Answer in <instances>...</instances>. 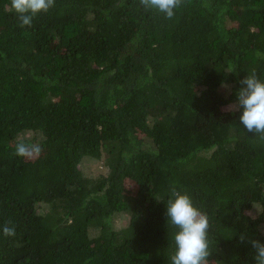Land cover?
<instances>
[{
	"label": "trees",
	"instance_id": "16d2710c",
	"mask_svg": "<svg viewBox=\"0 0 264 264\" xmlns=\"http://www.w3.org/2000/svg\"><path fill=\"white\" fill-rule=\"evenodd\" d=\"M0 264H264V0H0Z\"/></svg>",
	"mask_w": 264,
	"mask_h": 264
},
{
	"label": "rangeland",
	"instance_id": "374dc122",
	"mask_svg": "<svg viewBox=\"0 0 264 264\" xmlns=\"http://www.w3.org/2000/svg\"><path fill=\"white\" fill-rule=\"evenodd\" d=\"M225 109H234L236 108L235 103H230L224 106ZM79 168L86 176L96 177L100 174H105L107 169L102 165L101 161L95 159H83V161L79 164ZM45 210L44 208H41ZM127 219L124 215H114L112 222L113 226L116 229H119L127 224Z\"/></svg>",
	"mask_w": 264,
	"mask_h": 264
}]
</instances>
